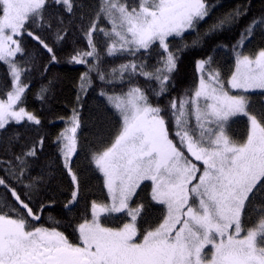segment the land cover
<instances>
[{"label": "snow or ice", "instance_id": "1", "mask_svg": "<svg viewBox=\"0 0 264 264\" xmlns=\"http://www.w3.org/2000/svg\"><path fill=\"white\" fill-rule=\"evenodd\" d=\"M214 7L210 0H0V63L10 80L0 90V264H264V47L246 48L264 33V16L231 45L227 75L209 55L196 61L194 86L170 95L181 53L199 46L185 34ZM247 13V6L224 13L204 35L231 29ZM73 27L86 46L68 62L86 70L54 140L72 186L69 213L81 198L83 98L95 89L118 121L109 139L98 132L100 146L88 155L105 199L90 200L68 225L74 240L59 220L43 219L54 204L45 196L52 165L40 164L45 137L22 142L13 131L42 124L25 106L37 58L23 37L57 62L40 33L52 31L59 43ZM49 92L45 85L37 98ZM240 117L242 137L233 130Z\"/></svg>", "mask_w": 264, "mask_h": 264}, {"label": "trees", "instance_id": "2", "mask_svg": "<svg viewBox=\"0 0 264 264\" xmlns=\"http://www.w3.org/2000/svg\"><path fill=\"white\" fill-rule=\"evenodd\" d=\"M89 5L94 4L95 0H85ZM215 4L211 14L201 22L196 32L186 33L185 39L189 45L193 40L199 41V46L189 47L181 53L179 68L175 74V87L171 90L170 95H178L185 89L194 86L196 82V61L211 55L215 58L218 65L225 75L232 65V57L230 47L237 41L241 31L250 23L253 18L264 16V0H210ZM248 7V13L243 16L239 23L231 29L217 32L209 36L204 33L209 29L210 25L224 13H228L237 7ZM199 34V36L197 35ZM42 38L53 47V51L57 57V62H49V53L42 49L31 37L24 36V46L29 53L35 56L36 69L29 77V88L26 92V108L28 111L35 113L42 121L40 126H16L13 131L19 132L22 142H31L39 136H44L43 151L40 154V164L50 162L52 165L53 179L50 182L45 196L52 197L54 204L45 209L43 219L47 221V217L51 215L60 221L57 225L60 230L64 231L70 239H75V233L72 227L81 216L85 213L88 203L92 199H105V190L102 186V177L90 169L88 162L89 153L100 146L98 132L102 130L104 140L110 138L116 130L118 121L111 116L108 110L103 109V99L96 95V90H90L88 95L83 98L81 128V150L79 152V160L77 168L83 174L80 202L74 207L71 213L64 208L65 203L70 198L72 186L69 178L64 174L60 167V160L57 153V147L54 143L58 132L64 128L63 121L58 117L69 116L72 108L76 104V95L78 91L79 77L86 70L84 65H76L69 63V57L74 49L84 48L85 41L80 33L73 27L68 36L61 42L57 43L55 35L52 31H43L40 33ZM99 37L97 40L99 41ZM219 45H227L228 48H220ZM264 47V33L257 31L256 35L246 45L248 51H255ZM47 66V72H41L40 69ZM51 82V83H49ZM10 83L6 74L5 66L0 63V90ZM143 84L144 81L141 80ZM49 86L50 92L46 100L38 99V93L41 87ZM259 99V97H256ZM163 103V99L161 100ZM247 128L246 119L240 117L234 124L233 130L237 136L238 132L243 134ZM0 155H4L0 152ZM39 169L33 168L31 174ZM3 175V173H0ZM143 187V186H142ZM20 189L18 188V191ZM150 189H144L143 197L147 198ZM159 215L155 210L149 213L150 219H155Z\"/></svg>", "mask_w": 264, "mask_h": 264}, {"label": "rangeland", "instance_id": "3", "mask_svg": "<svg viewBox=\"0 0 264 264\" xmlns=\"http://www.w3.org/2000/svg\"><path fill=\"white\" fill-rule=\"evenodd\" d=\"M244 134H245V133L241 134V133L238 132V135L241 136V137H242Z\"/></svg>", "mask_w": 264, "mask_h": 264}]
</instances>
